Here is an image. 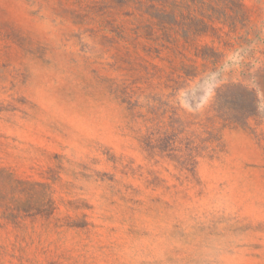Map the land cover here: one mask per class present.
<instances>
[{"label": "rangeland", "instance_id": "1", "mask_svg": "<svg viewBox=\"0 0 264 264\" xmlns=\"http://www.w3.org/2000/svg\"><path fill=\"white\" fill-rule=\"evenodd\" d=\"M0 264H264V0H0Z\"/></svg>", "mask_w": 264, "mask_h": 264}]
</instances>
